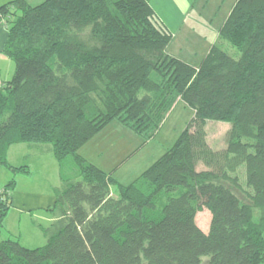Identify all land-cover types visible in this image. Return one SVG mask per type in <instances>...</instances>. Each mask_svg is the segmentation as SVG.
<instances>
[{
  "label": "trees",
  "instance_id": "obj_1",
  "mask_svg": "<svg viewBox=\"0 0 264 264\" xmlns=\"http://www.w3.org/2000/svg\"><path fill=\"white\" fill-rule=\"evenodd\" d=\"M0 17L15 63L0 85V165L28 172L8 158L26 142L53 153L63 180L47 242L1 239L0 264H264L253 213L264 209V0H236L218 30L239 56L218 39L195 62L168 51L174 35L151 0H12ZM178 100L193 118L129 184L79 152L115 121L148 141ZM208 120L231 123L224 149L209 146ZM70 162L77 177L64 174ZM239 165L247 199L230 175ZM15 184L0 192V231ZM204 208L209 231L196 220Z\"/></svg>",
  "mask_w": 264,
  "mask_h": 264
},
{
  "label": "rangeland",
  "instance_id": "obj_2",
  "mask_svg": "<svg viewBox=\"0 0 264 264\" xmlns=\"http://www.w3.org/2000/svg\"><path fill=\"white\" fill-rule=\"evenodd\" d=\"M203 2L204 0H199L191 9L188 20L183 21V29L177 32V37L168 48L171 53L180 54L182 57L188 55L191 59L189 55L193 51L197 52L196 56H192L193 61H198L206 55L210 49L208 45L218 34L219 26L231 12L236 0H208L206 4ZM218 42L233 56H239L240 50L227 40L219 38ZM194 114L195 110L191 106L183 100H178L163 125L148 141L144 135L115 121L82 146L79 152L98 167L108 172L112 171L119 182L129 184L174 144ZM230 127L231 123L227 121H207V141L212 149L222 150L226 147L225 136ZM30 146L32 145L26 142L17 143L12 145L8 152L10 163L14 166L28 165V172L11 170L0 165V192L10 181L16 180L15 187L10 190L12 204L4 219L0 240L12 237L18 239L24 246L34 248L47 242L44 228L50 226L54 220V213L48 208L53 207L54 202L50 204L49 198L55 200L54 189L61 186L63 180L59 161L53 153L39 150L38 146ZM207 168L203 162L199 163V170ZM65 169L67 171L65 170L64 174L67 177L78 176L77 167L73 163L70 162ZM230 175L238 176L239 194L243 199L249 198L252 189L246 183L245 165H239ZM112 189L116 191L115 186ZM182 190L183 188H179L172 195L177 196ZM27 193L42 197L34 199L31 196L27 197L25 195ZM23 203L30 206L31 211L23 209ZM253 213L255 219L260 220L264 216V209L255 208ZM196 220L203 230L209 231L210 210L204 208L199 211ZM203 259L206 263L207 258Z\"/></svg>",
  "mask_w": 264,
  "mask_h": 264
},
{
  "label": "crops",
  "instance_id": "obj_3",
  "mask_svg": "<svg viewBox=\"0 0 264 264\" xmlns=\"http://www.w3.org/2000/svg\"><path fill=\"white\" fill-rule=\"evenodd\" d=\"M9 1H12V0H1L0 6L2 4L9 2ZM26 1L32 5H35V4L42 2L43 0H38V1L26 0ZM198 1L199 0H151V4H152L153 8L155 9L156 13L158 14L160 20L173 32L174 37H173L170 45L173 43L174 38L177 37V32H179L183 29L184 22L186 21V19L188 20V18L190 17V13L192 12L191 9L194 6H196ZM207 2H208V0H204L203 3L206 4ZM203 3L201 4V7H202ZM220 26H219V28H220ZM7 36H8V29L6 28V25L4 24L3 20L0 17V85H3L5 81H8L12 77V75L14 73V69H15L14 61L4 53V46H5ZM218 39H219V32L216 35V37L212 40V43L210 45H208V48H210L211 45H213L215 42H217ZM169 46H168V48H169ZM168 51H169V49H168ZM180 52L182 54V51H180ZM172 54L177 55L179 57H182V55H180V54L179 55L176 53H172ZM194 55L196 56L197 52L193 51L192 54L189 55V57H191V59L188 58V55H185L187 57H182V58L193 62L192 56H194ZM25 195L27 197L31 196L34 199H37V198L39 199L42 197V195H38V194H31L30 195L27 193ZM49 202H50V204H52V202H54V199L49 198ZM23 204H24L23 209H25V210L30 209V211H31L30 206L26 205L25 203H23Z\"/></svg>",
  "mask_w": 264,
  "mask_h": 264
}]
</instances>
